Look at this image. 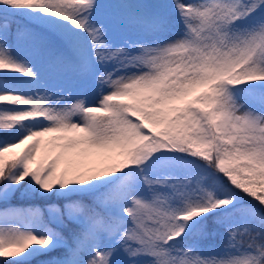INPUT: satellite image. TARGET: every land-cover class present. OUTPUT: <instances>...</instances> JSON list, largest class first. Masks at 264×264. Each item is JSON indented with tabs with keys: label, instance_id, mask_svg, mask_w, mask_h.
Returning a JSON list of instances; mask_svg holds the SVG:
<instances>
[{
	"label": "snow or ice",
	"instance_id": "6c2138e0",
	"mask_svg": "<svg viewBox=\"0 0 264 264\" xmlns=\"http://www.w3.org/2000/svg\"><path fill=\"white\" fill-rule=\"evenodd\" d=\"M0 264H264V0H0Z\"/></svg>",
	"mask_w": 264,
	"mask_h": 264
},
{
	"label": "rangeland",
	"instance_id": "374dc122",
	"mask_svg": "<svg viewBox=\"0 0 264 264\" xmlns=\"http://www.w3.org/2000/svg\"><path fill=\"white\" fill-rule=\"evenodd\" d=\"M16 151H20V149H16Z\"/></svg>",
	"mask_w": 264,
	"mask_h": 264
}]
</instances>
